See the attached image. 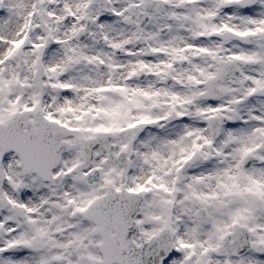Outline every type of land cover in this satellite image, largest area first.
<instances>
[{"label":"snow or ice","instance_id":"snow-or-ice-1","mask_svg":"<svg viewBox=\"0 0 264 264\" xmlns=\"http://www.w3.org/2000/svg\"><path fill=\"white\" fill-rule=\"evenodd\" d=\"M0 264H264V0H0Z\"/></svg>","mask_w":264,"mask_h":264}]
</instances>
